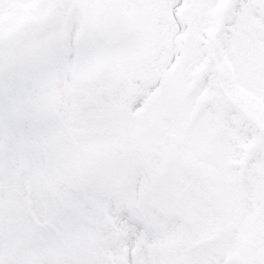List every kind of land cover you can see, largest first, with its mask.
<instances>
[{"label":"snow or ice","instance_id":"1","mask_svg":"<svg viewBox=\"0 0 264 264\" xmlns=\"http://www.w3.org/2000/svg\"><path fill=\"white\" fill-rule=\"evenodd\" d=\"M0 264H264V0H0Z\"/></svg>","mask_w":264,"mask_h":264}]
</instances>
